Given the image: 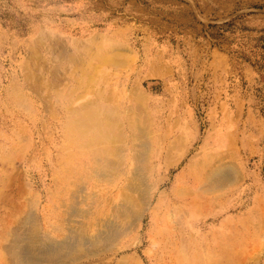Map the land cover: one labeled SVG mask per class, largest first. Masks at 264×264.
Segmentation results:
<instances>
[{
	"label": "rangeland",
	"instance_id": "obj_1",
	"mask_svg": "<svg viewBox=\"0 0 264 264\" xmlns=\"http://www.w3.org/2000/svg\"><path fill=\"white\" fill-rule=\"evenodd\" d=\"M93 104L156 130L164 193L139 247L69 264H264V0H0L1 177L17 144L76 141L63 123ZM33 172L46 204L51 175Z\"/></svg>",
	"mask_w": 264,
	"mask_h": 264
},
{
	"label": "bare ground",
	"instance_id": "obj_2",
	"mask_svg": "<svg viewBox=\"0 0 264 264\" xmlns=\"http://www.w3.org/2000/svg\"><path fill=\"white\" fill-rule=\"evenodd\" d=\"M114 114L120 123H114ZM129 118L93 104L72 111L63 123L65 131L77 139L68 147L51 145V150L46 147L40 155L41 142L37 146L32 140L17 144L16 162L7 172L3 169V177L0 171V264H69L80 253L88 257L110 251L115 257L139 247L142 239L137 235L143 217L146 212L153 214L152 209L158 210L160 200L153 208L150 204L155 196L159 198L164 193L160 188L166 178L158 175L162 157L159 134L152 126L131 124ZM35 169H44L52 178L46 204H41L40 194L32 191ZM212 177L217 186L234 180L231 169L215 172ZM86 182L87 187L83 186ZM172 189L184 193L183 183ZM51 221H57L55 230L65 233L46 231ZM85 225L95 227L96 232L89 234V229L87 233ZM131 232L135 236H128ZM166 247L168 252L172 248ZM162 251H155L161 260L171 256ZM115 264L135 261L123 255Z\"/></svg>",
	"mask_w": 264,
	"mask_h": 264
}]
</instances>
